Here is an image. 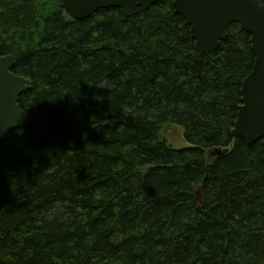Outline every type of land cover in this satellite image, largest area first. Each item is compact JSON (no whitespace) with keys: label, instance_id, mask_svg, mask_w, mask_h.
I'll list each match as a JSON object with an SVG mask.
<instances>
[{"label":"trees","instance_id":"trees-1","mask_svg":"<svg viewBox=\"0 0 264 264\" xmlns=\"http://www.w3.org/2000/svg\"><path fill=\"white\" fill-rule=\"evenodd\" d=\"M0 43L39 116L0 143V264H264V146L233 135L256 61L240 24L206 54L174 0L84 20L0 0Z\"/></svg>","mask_w":264,"mask_h":264},{"label":"water","instance_id":"water-1","mask_svg":"<svg viewBox=\"0 0 264 264\" xmlns=\"http://www.w3.org/2000/svg\"><path fill=\"white\" fill-rule=\"evenodd\" d=\"M163 0H62L65 11L75 20L90 18L102 9H122L127 17L147 11ZM176 12L186 18L196 48L214 53L228 38V27L238 23L251 35L256 55L253 71L244 80L238 120L233 135L254 144L264 145V5L260 0H174ZM1 48V43H0ZM15 58L0 56V143L18 128L34 125L39 116L24 111L20 96L32 89V81L13 73ZM201 199V192H197Z\"/></svg>","mask_w":264,"mask_h":264},{"label":"rangeland","instance_id":"rangeland-1","mask_svg":"<svg viewBox=\"0 0 264 264\" xmlns=\"http://www.w3.org/2000/svg\"><path fill=\"white\" fill-rule=\"evenodd\" d=\"M167 142L176 149L190 147V143L185 137L184 128L179 125H168L162 131Z\"/></svg>","mask_w":264,"mask_h":264},{"label":"clouds","instance_id":"clouds-1","mask_svg":"<svg viewBox=\"0 0 264 264\" xmlns=\"http://www.w3.org/2000/svg\"><path fill=\"white\" fill-rule=\"evenodd\" d=\"M261 4L264 5V0H260Z\"/></svg>","mask_w":264,"mask_h":264}]
</instances>
